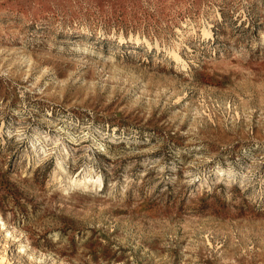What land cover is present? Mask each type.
Wrapping results in <instances>:
<instances>
[{
	"label": "rangeland",
	"instance_id": "374dc122",
	"mask_svg": "<svg viewBox=\"0 0 264 264\" xmlns=\"http://www.w3.org/2000/svg\"><path fill=\"white\" fill-rule=\"evenodd\" d=\"M0 264H264V0H0Z\"/></svg>",
	"mask_w": 264,
	"mask_h": 264
}]
</instances>
